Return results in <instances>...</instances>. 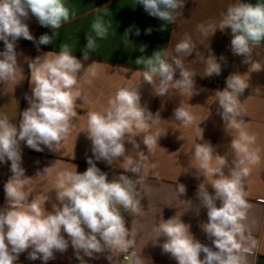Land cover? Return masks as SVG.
Listing matches in <instances>:
<instances>
[{"label": "clouds", "instance_id": "obj_1", "mask_svg": "<svg viewBox=\"0 0 264 264\" xmlns=\"http://www.w3.org/2000/svg\"><path fill=\"white\" fill-rule=\"evenodd\" d=\"M136 3L143 5L150 16L170 24L182 14L180 10L185 0H136ZM102 8L97 7L96 10ZM103 11L105 15L109 14L108 9ZM29 13L41 26L52 29L51 36H40L38 43L41 45L51 44L54 30L70 18L66 0H0V41L4 43V50L0 52V83L16 77L19 67L16 41L20 38L35 40L25 23ZM71 15L74 17L75 13ZM109 26L103 17L97 16L91 28L96 38L104 39ZM217 29H230L233 54L243 56L244 63L250 64L253 71L261 69L260 61H254L252 57L254 51L264 48V0H257L256 3L237 0L227 8L212 34ZM201 30L206 31L203 26ZM147 32L150 33L151 29ZM125 34H128L127 30ZM136 34L139 35V31ZM96 38L86 34L83 60H88L90 53L96 50ZM195 50L196 46L189 37L175 46V52L186 57ZM140 51L143 52L144 47ZM168 55L155 51L146 60L136 59L138 64L145 66L143 81L152 86L157 96L167 95L170 88L196 94L195 74L185 69L182 59L178 57H172L169 62L166 59ZM200 55L197 52V56ZM28 67L32 93L26 97L29 106L21 113L18 126L10 123L6 117L0 119V162L10 161L12 172L4 185L7 205L0 209V264H15L19 255L29 249V259H41L47 264L55 258V252H65L69 242L81 264H86L84 256L94 258L95 254L104 252L110 253L107 259L113 261V252H127L134 244L128 238V229L120 209L138 212L140 201L136 199V184L139 181L125 174L109 180L108 174L102 172L92 158H88L89 166L84 172H78L77 165L73 164L75 171L60 174L61 180L55 189L59 203L52 205V211L42 209L36 198L29 201V195L24 191L29 177L25 176V170L21 167L20 143L26 142L29 148L36 151H43L41 145L51 151H59L61 141L68 133L69 122L76 115L74 107L77 100L86 102L87 97L78 86V77L84 65L70 53L67 45H62L59 53L52 54L50 51L37 56L28 62ZM177 71L178 79L174 78ZM220 73V63L214 55H209L206 75L211 77ZM225 83L226 87L215 93L220 114L225 125L240 128L237 122L241 115L239 97L249 84L241 74L230 75ZM156 114V118H153V114L141 105L139 88L118 89L104 111L92 112L88 116L86 134L91 141L95 160L112 165L122 158L123 173L139 177L142 171L146 172L149 157L139 151L140 144L136 137H141L149 121L159 122V112ZM174 116L185 125L193 119L182 107L174 110ZM253 139L241 131L239 137L231 141L237 159L229 164L225 156L216 154L214 167H210L213 146L208 142L197 144L194 156L198 169L204 172L209 180L208 185L214 190V194L210 193L207 185L201 183L196 193L200 205L207 209L208 219L201 224V228L213 247L195 239L189 230L190 225L181 218L177 219L176 215L163 218L155 228L159 233L156 242L160 237L165 238L160 247L177 264H247L245 254L250 253L251 248L242 247L238 238L240 241L244 239L241 222L249 207L244 198V179L249 175L246 164L256 163L258 159L249 154L246 146ZM126 143H130L138 153L136 157L126 149ZM142 143L151 152L156 141L145 135ZM226 168L227 174L224 171ZM176 187L180 195L186 193L184 184H177ZM134 264H142V261L136 258Z\"/></svg>", "mask_w": 264, "mask_h": 264}, {"label": "crops", "instance_id": "obj_2", "mask_svg": "<svg viewBox=\"0 0 264 264\" xmlns=\"http://www.w3.org/2000/svg\"><path fill=\"white\" fill-rule=\"evenodd\" d=\"M236 2L185 0L180 10L182 14L177 16L174 23L168 24L150 16L136 0H66L70 9L69 21L54 30L52 43L48 45H41L38 41L41 35L51 36L52 29L41 26L29 13L25 23L35 40L20 38L16 41L19 67L15 79L0 83V119L6 117L10 123L18 126L21 113L29 106L26 97L32 94L28 62L50 51L52 54L59 53L62 45H67L70 53L84 65L78 77V86L87 97L86 102L77 100L74 107L76 115L69 122L68 133L61 141L59 151H51L43 145V151H36L29 148L26 142L20 143L21 167L25 170V176L29 177L24 185L29 201L36 198L42 209L52 211V205L59 203L55 189L61 180L60 174L75 171L73 164L77 165L78 172H84L89 166L88 158H92L96 166L108 174L109 180L125 174L139 181L136 184V199L140 201L138 212L120 209L128 229V238L134 244L127 252H113V261L107 259L110 255L108 252L95 254L94 258L84 256L86 264H123L122 257L125 254L131 257L133 264L136 258L142 264H177L170 254L162 251L160 245L165 238L160 237L156 242L159 233L155 231L163 218L169 219L175 215L190 225L189 230L195 239L213 247L212 241L201 228V224L208 219L207 209L200 205L196 193L201 183L207 185L210 193L214 194V190L208 185L209 180L204 172L198 169L194 152L197 144L208 142L213 146L210 167L215 166L216 154L225 156L231 164L237 159L231 141L237 139L241 131L254 138L246 146L249 154L258 159L256 163L246 164L249 175L244 179V198L249 207L241 222L244 239L240 241L238 238V241L242 247L251 248V252L245 254L247 264H264V48L257 50L259 55L257 51L253 52V60L260 61L261 65L259 71H253L250 64L244 63L243 56L233 54L230 29H217L212 34L227 8ZM244 2L256 3L257 0ZM97 7L103 8L97 11ZM103 9H108L109 14L105 15ZM72 12L75 13L74 17ZM97 16L103 17L106 25H110L104 39L96 38L91 28ZM201 26L206 31H202ZM148 29H151L150 33ZM126 30L128 34H125ZM86 34L96 38L97 47L85 61L83 49L87 44ZM185 37H189L196 46V50L188 57L175 52L176 44ZM141 47H144L143 52L140 51ZM3 50L4 43L0 41V52ZM155 51L168 53L166 59L169 62L172 57L182 59L184 68L195 74L196 94L175 88H170L165 96L154 94L152 86L143 81L144 64H138L136 59L146 60ZM197 52L201 55L197 56ZM209 55H214L220 63V75H206V59ZM232 74L243 75L249 84L239 97L241 115L237 122L240 128L225 125L215 95L216 91L226 87L225 81ZM174 78H179V71ZM125 87L139 88L141 105L153 114V118H156L157 112L160 115L158 123L149 121L141 137H136L140 144L139 151L149 157V168L146 172L142 171L139 177L123 173L122 158L112 165L103 160L96 161L86 134L89 114L104 111L109 99L118 89ZM177 107L184 108L192 116L191 123L185 125L175 119L174 110ZM145 135L156 141L151 152L142 143ZM125 147L134 157L138 155L130 143H126ZM10 165V161L0 162V209L7 205L4 185L12 175ZM224 171L227 174V168ZM177 184L186 186L185 194L178 193ZM64 235L68 239L67 234ZM29 251L31 249L21 253L15 264H44L41 259H29ZM54 256L47 264H81L70 242L65 252H55Z\"/></svg>", "mask_w": 264, "mask_h": 264}, {"label": "built area", "instance_id": "obj_3", "mask_svg": "<svg viewBox=\"0 0 264 264\" xmlns=\"http://www.w3.org/2000/svg\"><path fill=\"white\" fill-rule=\"evenodd\" d=\"M122 263L123 264H133L132 259L129 255H123L122 257Z\"/></svg>", "mask_w": 264, "mask_h": 264}]
</instances>
